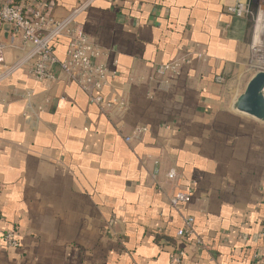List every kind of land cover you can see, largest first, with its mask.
Returning <instances> with one entry per match:
<instances>
[{
	"label": "crops",
	"instance_id": "0c3cea01",
	"mask_svg": "<svg viewBox=\"0 0 264 264\" xmlns=\"http://www.w3.org/2000/svg\"><path fill=\"white\" fill-rule=\"evenodd\" d=\"M55 2L58 20L89 3L76 27L107 52L105 99L125 106L103 113L60 71L0 85V264L264 262V123L234 109L254 77L251 20L227 12L234 0ZM188 54L167 89L150 80ZM189 216L202 246L177 237Z\"/></svg>",
	"mask_w": 264,
	"mask_h": 264
},
{
	"label": "built area",
	"instance_id": "2783aa9c",
	"mask_svg": "<svg viewBox=\"0 0 264 264\" xmlns=\"http://www.w3.org/2000/svg\"><path fill=\"white\" fill-rule=\"evenodd\" d=\"M254 0H234L227 7V12L238 18L254 20ZM89 3L72 11L66 18L58 20L53 16L55 0H0V85L11 79L17 72L27 69L29 75L36 80H55L56 71L63 73L67 80L76 84L86 93L91 102L97 105L103 113L116 107H124L122 101L105 99L103 92L110 86L115 74L111 73L102 61L107 52L96 44L88 35L76 27V19L84 11ZM260 9L251 41L252 68L264 71V34L257 33V23L260 17ZM8 27L7 41L3 40L4 30ZM65 38L68 43L66 54L61 59L57 54V43ZM21 50L22 57L9 63L6 58L7 51ZM190 63V54L176 59L168 64L158 65L151 81H158L161 88L167 89L178 77L184 65ZM144 80V79H142ZM222 78L217 82L222 83ZM145 127H137L134 134L126 137L125 141L131 142L134 136L139 137L146 133ZM177 174L171 171L168 179L176 180ZM191 202V192H178L171 199L173 209L181 211L184 205ZM180 239H194L197 245L203 242L197 236L195 219L191 216L184 219V226L178 230ZM4 241L11 247H18L16 234L8 232ZM184 251H178L172 257L170 264H182ZM255 264H264L257 260Z\"/></svg>",
	"mask_w": 264,
	"mask_h": 264
},
{
	"label": "water",
	"instance_id": "95a60500",
	"mask_svg": "<svg viewBox=\"0 0 264 264\" xmlns=\"http://www.w3.org/2000/svg\"><path fill=\"white\" fill-rule=\"evenodd\" d=\"M8 30V27L4 30V41H7ZM234 109L239 115L264 123V71H259L249 81L244 93L237 99Z\"/></svg>",
	"mask_w": 264,
	"mask_h": 264
},
{
	"label": "rangeland",
	"instance_id": "374dc122",
	"mask_svg": "<svg viewBox=\"0 0 264 264\" xmlns=\"http://www.w3.org/2000/svg\"><path fill=\"white\" fill-rule=\"evenodd\" d=\"M261 8L264 9V0H254L253 11H254L255 18H254L253 21H251V23H252V33L254 31V27H255V24H256V19H257L258 12H259V10ZM251 65L256 66V63L254 62V64H251V62L249 61L248 71H249L250 78H252V76H255L259 72L257 69L252 68ZM245 89H246V86L244 84V87L242 89V93H244Z\"/></svg>",
	"mask_w": 264,
	"mask_h": 264
},
{
	"label": "bare ground",
	"instance_id": "6f19581e",
	"mask_svg": "<svg viewBox=\"0 0 264 264\" xmlns=\"http://www.w3.org/2000/svg\"><path fill=\"white\" fill-rule=\"evenodd\" d=\"M257 33L264 34V10L261 11L260 17L257 23Z\"/></svg>",
	"mask_w": 264,
	"mask_h": 264
}]
</instances>
